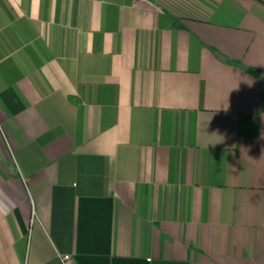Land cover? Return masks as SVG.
<instances>
[{
  "label": "crops",
  "instance_id": "1",
  "mask_svg": "<svg viewBox=\"0 0 264 264\" xmlns=\"http://www.w3.org/2000/svg\"><path fill=\"white\" fill-rule=\"evenodd\" d=\"M0 264H264V0H0Z\"/></svg>",
  "mask_w": 264,
  "mask_h": 264
}]
</instances>
